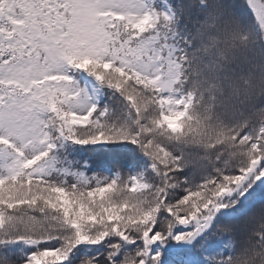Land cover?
Returning <instances> with one entry per match:
<instances>
[{"label":"snow or ice","instance_id":"obj_1","mask_svg":"<svg viewBox=\"0 0 264 264\" xmlns=\"http://www.w3.org/2000/svg\"><path fill=\"white\" fill-rule=\"evenodd\" d=\"M180 4L0 0V264H264V123L194 112Z\"/></svg>","mask_w":264,"mask_h":264},{"label":"clouds","instance_id":"obj_2","mask_svg":"<svg viewBox=\"0 0 264 264\" xmlns=\"http://www.w3.org/2000/svg\"><path fill=\"white\" fill-rule=\"evenodd\" d=\"M176 11L187 42L181 81L194 112L229 127L264 123V36L244 23L233 0H181Z\"/></svg>","mask_w":264,"mask_h":264},{"label":"trees","instance_id":"obj_3","mask_svg":"<svg viewBox=\"0 0 264 264\" xmlns=\"http://www.w3.org/2000/svg\"><path fill=\"white\" fill-rule=\"evenodd\" d=\"M237 2L243 4V7L237 9L236 12L242 17L244 23L258 36H264V29H261L256 22L254 14L246 4V0H237Z\"/></svg>","mask_w":264,"mask_h":264}]
</instances>
